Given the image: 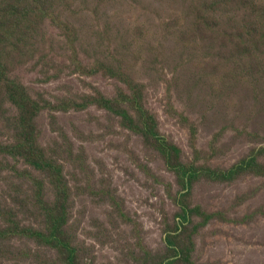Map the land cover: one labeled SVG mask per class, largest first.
Listing matches in <instances>:
<instances>
[{
  "label": "rangeland",
  "instance_id": "obj_1",
  "mask_svg": "<svg viewBox=\"0 0 264 264\" xmlns=\"http://www.w3.org/2000/svg\"><path fill=\"white\" fill-rule=\"evenodd\" d=\"M69 1L53 5L78 28L74 52L50 19L27 33L29 39L45 33L50 49L43 52L39 37L33 55L22 54L28 41L22 53L8 46L9 76L32 98L57 103L98 92L129 94L126 83L104 71L121 60L144 86L143 105L180 149V163L228 170L254 157L256 167L229 182L203 176L183 186L165 154L123 126L121 115L97 105L42 109L34 117L38 140L63 165L70 191L51 180L45 161L42 167L8 156L9 166L0 162V264H71L60 244L27 230H45L55 206L51 212L66 219L63 241L77 264H264V56L258 60L254 47L264 13L258 19L249 0H225L221 29L205 30L198 13L210 0ZM103 36L113 55L102 54L95 65ZM242 39L247 47L238 45ZM17 112L0 101L1 142L13 140ZM67 143L84 158L67 156ZM181 203L200 213L184 220ZM177 233L185 237L184 251L180 239L168 241Z\"/></svg>",
  "mask_w": 264,
  "mask_h": 264
},
{
  "label": "trees",
  "instance_id": "obj_2",
  "mask_svg": "<svg viewBox=\"0 0 264 264\" xmlns=\"http://www.w3.org/2000/svg\"><path fill=\"white\" fill-rule=\"evenodd\" d=\"M249 1L251 3V10H254L257 18H262L261 13H264V3L257 2L256 0ZM53 3L71 5L69 0H0V101H8L18 110L17 114H15V119H12L10 124L13 140L7 143L0 141V155L2 156L0 162L5 166H9L7 163L8 156L13 159L14 163L18 161V158H23L31 164L42 167L40 161H45L50 168L51 180L58 185L64 193H69L70 190L63 165L61 163H56L53 159H50L45 155L44 149L38 140L37 133H39V128L36 125L34 117L40 110L46 108L51 111H69L71 109L79 110L97 105L105 108L109 112L121 115V123L123 126L136 133H140L147 139L151 140L154 146L162 154H165L168 162L172 163L180 183L183 186L186 183L185 179H189L192 183L197 178L203 176L218 181L229 182L242 175L245 171H253L255 169L256 161L254 157L250 160L243 159L228 170L212 168L206 164H199L194 161L180 163L178 161L180 149L160 134L157 118L143 105L144 86L135 82L123 71L121 60H118L117 63H112L116 68L107 63V65L104 66V71L126 83L130 90L129 94L120 90L116 97L108 98L98 92L96 95H83L78 99H61V102L57 103L41 96L38 97V99L32 98L27 89L21 83L9 76V68L12 64V58L8 56V46L11 45L15 50L22 53V50L28 41V49L22 54L24 57L27 54L33 55L37 50L35 48L36 38L39 37L43 42L41 47L43 52H45L46 49H50L51 46L47 45L44 40L45 33L42 32L39 36H34V34L39 33L35 32L30 39L27 34L31 31L33 24L41 25L42 23H45L46 19H50L51 24L65 31L64 34L68 39V47L74 52L75 42L79 38L77 32L78 28L75 27L70 20L62 18L63 10L57 12ZM225 3V0H210V3L198 13V18L200 19L197 20L198 25L205 30H215V28L221 29L220 25L223 21L218 20V18H220L218 14L223 15L221 7ZM254 25L258 27L256 22H254ZM39 27L41 28L42 25ZM259 30L261 36L255 39L254 47L256 48L255 54L257 55L258 60L261 61L264 56V50H262V48H264V26L259 27ZM251 35L252 34H250V37ZM240 38L242 37L240 36ZM104 40L105 36L101 38L100 46L98 45L93 53V56L97 57L93 58L95 60V65H100L102 63L100 58L102 54H107L108 57L109 55H113L111 50L103 47L101 42ZM238 45L247 47V41L242 39L238 42ZM86 50L91 53L88 48ZM245 51L247 53L250 52L252 56H254V50L246 48ZM107 62H109L108 58ZM78 67L79 69H82L80 65H78ZM133 111L136 112L134 115L132 113ZM51 118L53 119V122H56V116H54L53 112H51ZM63 137L65 141H68L65 132ZM65 152L67 156L69 154L71 157L77 156L84 158L82 155L78 154L74 148L72 149L71 143L65 145ZM11 167H14V164ZM181 204L183 209V214L181 215L184 220H190L195 213H200V210L194 212V209L188 208L190 206L183 203ZM54 209L57 210L56 206L49 208L47 211V215L51 214V216H47L45 219V230L35 229L33 227H30L27 230L38 236L43 235L41 232H44L47 236V240H49L51 244L55 246L60 244L62 247V253L66 256V261L71 264H77V253L73 250L72 246L66 245L63 241L68 232L62 229L61 224H63L66 219L54 215L53 212H51ZM217 213L222 212H216L213 214ZM210 216V214H205L206 218H209ZM2 235L3 233L0 230V236ZM167 237L168 241L172 242V238L180 239L183 243L184 251L185 237L183 234L182 236L181 234L178 235V233L174 235L168 234Z\"/></svg>",
  "mask_w": 264,
  "mask_h": 264
}]
</instances>
